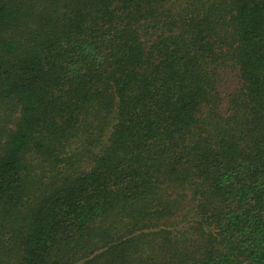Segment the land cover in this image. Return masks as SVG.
Masks as SVG:
<instances>
[{
  "label": "trees",
  "instance_id": "trees-1",
  "mask_svg": "<svg viewBox=\"0 0 264 264\" xmlns=\"http://www.w3.org/2000/svg\"><path fill=\"white\" fill-rule=\"evenodd\" d=\"M0 264H264V0H0Z\"/></svg>",
  "mask_w": 264,
  "mask_h": 264
}]
</instances>
